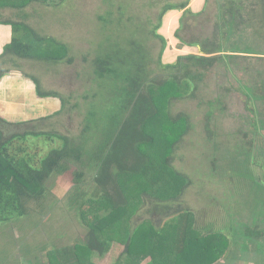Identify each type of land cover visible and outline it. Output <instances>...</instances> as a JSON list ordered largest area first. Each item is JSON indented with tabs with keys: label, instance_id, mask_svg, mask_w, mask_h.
<instances>
[{
	"label": "trees",
	"instance_id": "16d2710c",
	"mask_svg": "<svg viewBox=\"0 0 264 264\" xmlns=\"http://www.w3.org/2000/svg\"><path fill=\"white\" fill-rule=\"evenodd\" d=\"M62 1L66 0H60V3ZM153 1L151 5L159 2ZM242 3V0H225L219 10L220 7L225 9L217 14L221 15L220 18H225L228 13L232 16L243 7ZM109 4L118 10L119 15L115 18L98 15L100 34L104 31L111 33L109 31L118 19L122 24H135L136 17L133 20L132 16H125L124 4L114 1ZM186 4L187 1H166L157 16L159 23L167 13ZM107 12L111 14L112 9ZM246 13L260 20L256 10L251 13L246 10ZM229 22H226L224 37L217 39L215 36L216 39L201 43L200 52L212 54L226 48V51L254 53L250 48L241 50L238 45H224L222 39L230 42V35L237 32ZM0 23L11 27L10 41L0 53V81L6 75L17 76L31 83L36 97L53 98L59 102L58 108L34 116L28 107H18L19 112L17 106L14 107L19 101L14 99L18 96V88L16 94L12 90L17 78L1 90L7 100H0V226L26 220L33 228L36 222L32 209L36 208L38 215L44 214L48 208L47 182L65 178L71 163H79L85 169L76 170L72 180H67L78 191L69 195L70 205L63 211L65 217L60 224L69 228L72 225L70 219L74 218L84 227V232L81 237H70L73 239L71 244L68 241L61 248L54 247L47 264H98L97 259L113 243L121 244L123 249L108 264H135L139 257H148L147 264H217L221 259L233 258L230 257V246L236 237L263 234L258 225L254 232L252 226H247L250 216H247V223L240 220L247 224L240 234L238 227L236 231L228 228L225 231L223 227L216 226L214 230L207 225L201 231L196 226L192 210L182 208L177 202L193 181L173 164L177 144L191 124L186 113L173 114L171 107L178 100L194 94V75L190 71L220 61V54L209 57L204 54L180 55L175 63L165 64L168 75L154 78L153 70L147 68L150 59L141 50L137 39H130L126 47L114 42L107 50L100 48L89 60L90 81L95 85L91 90L94 92L89 96L85 94L83 119L78 133L73 134L54 126L52 129L51 125L47 130L38 126L62 112L78 109V103L66 108L68 98L44 88L38 76L3 68L8 63L17 67V58L71 63V48L53 36L42 35L24 20L0 19ZM152 33L155 34L154 28ZM155 35L161 38L164 48L167 45L165 37ZM104 41L113 42L109 35ZM190 45H198V42H190ZM157 62L162 63L161 52ZM245 92L254 102L264 103V82L245 89ZM9 104L12 106L11 119L5 116ZM256 110L260 117L255 120L259 123L255 127L258 132L264 130V111H260V106ZM44 126L48 127V124ZM205 129L208 131V126ZM246 154L250 155V152ZM233 165H236L235 159ZM86 179L89 183L85 184L89 185L83 190L77 185ZM141 183L144 185L142 200L147 208L144 218L138 221L132 217L136 208L127 193L136 194L137 185ZM229 208L226 210L229 217L230 214H244L236 206L230 205ZM70 210L74 213H68ZM216 218H213L215 222ZM225 220L223 215L222 225ZM243 243L245 245V240Z\"/></svg>",
	"mask_w": 264,
	"mask_h": 264
},
{
	"label": "rangeland",
	"instance_id": "374dc122",
	"mask_svg": "<svg viewBox=\"0 0 264 264\" xmlns=\"http://www.w3.org/2000/svg\"><path fill=\"white\" fill-rule=\"evenodd\" d=\"M109 1L124 4L125 16H132L133 20L136 17L135 24H122L118 19L112 31H109L111 33L104 31L100 34L98 15L111 18L119 15ZM166 1H187V4L167 13L159 23L157 16ZM224 1L159 0L151 5L153 0H66L62 3L60 0H0V19L24 20L42 35L53 36L66 43L71 48L69 54L73 58L71 63L65 60L51 63L17 58V67L8 63L3 68L38 76L44 88L68 98L66 108L78 103V109L75 107L62 112L38 126L47 130L51 125L52 129L56 127L62 132L77 134L86 108V104L83 105L84 96L91 95L94 92L91 89L95 87L90 81L89 60L100 48L107 50L114 42L126 47L130 39H137L141 50L150 59L147 68L153 70L154 78H159L168 75L165 64L175 63L180 55L204 54L200 52L201 43L216 39L215 36L217 39L224 37L226 22L230 20L237 32L230 35V42L223 38L224 45H238L241 50L250 48L254 53L226 51L225 48L218 53L204 54L207 57L220 54L221 60L193 68L190 73L194 75V94L178 100L171 107L173 114L186 113L191 124L177 144L173 164L193 181L177 202L182 208L192 210L196 226L201 231L207 225L211 226L209 229L223 227L225 231L226 228L236 231L238 227L240 234L247 225L241 221L247 223V216H250L251 221L247 226H252L254 232V227L258 225V230L264 234V138L255 129L259 124L255 120L260 119L256 109L260 106L263 112L264 103L254 102L245 92V89L264 82V0H242L243 7L238 8L234 15L228 13L225 18H220L221 15L217 13L225 9L220 7L219 10ZM107 9H112V13L108 14ZM246 10L250 13L256 10L260 20L247 14ZM153 28L155 34L165 37L167 45L164 48L161 38L152 33ZM106 35L111 36L113 42L104 41ZM190 42H198V45H190ZM160 52L161 64L157 62ZM185 61L186 58L183 59ZM47 124L48 127L44 126ZM247 151L250 155L246 154ZM234 159L236 165L231 166ZM260 163L262 167H259ZM76 170L85 169L79 163H71L65 178L47 182L50 194L48 208L44 214L38 215L36 208L32 209L36 222L33 228L26 220L0 226V264H47L54 247L61 248L68 241L71 244L72 237L82 236L84 227L74 218L70 219L72 225L69 228L60 226L65 217L63 211L70 205L69 195L78 191L74 184L67 181L72 180ZM86 175L89 178L88 171ZM85 183H89L87 179L77 186L87 190L89 184ZM143 187L142 183L138 184L136 194L127 193L132 206L136 208L132 217L138 221L144 218L147 208L142 200ZM230 205L236 206L244 214H230L229 217L226 210ZM223 215L226 220L222 225ZM215 217H218L217 222L213 219ZM256 237L243 238L250 249L249 252L245 246L241 249L240 261L261 259L260 264H264V249L257 253L251 248ZM122 249L121 244L113 243L96 263L108 264ZM147 262L148 257H139L135 264ZM228 262L239 264L233 258ZM217 264H227L226 259H221Z\"/></svg>",
	"mask_w": 264,
	"mask_h": 264
},
{
	"label": "crops",
	"instance_id": "0c3cea01",
	"mask_svg": "<svg viewBox=\"0 0 264 264\" xmlns=\"http://www.w3.org/2000/svg\"><path fill=\"white\" fill-rule=\"evenodd\" d=\"M11 38V27L8 24H2L0 23V52L2 51L4 45L6 43H8L10 41ZM17 78V76H10V75H6L4 76L1 81H0V100H7L4 97V90L6 88V86L8 85L9 82H11L12 80H15ZM18 88V96L14 97V99H19L18 102L14 103V107L17 106V112H19L20 109H18V107H21L22 109H26L28 107V109H30V112H33L31 115H38V114H42L45 112H50L56 108H58L59 106V102L56 99L53 98H46V99H40L38 97H36L33 87L31 85V83L21 80L19 78H17V84H14L12 86V90L14 91V93L16 94V90ZM16 96V95H15ZM34 106H37L36 108H34ZM7 114L5 115L8 119H11L12 116L10 115L11 112V108L12 106L9 104L7 106ZM31 115H28L29 117H32ZM258 133L261 134L262 138H264V130L263 129H259ZM243 238L242 237H237L235 239V242H233V245L230 246V257H233V259H235L236 262H239V264H252L256 261V259H253V261L251 259H248V261H240L238 258L241 257L242 255V251L241 249H243V247H246V251L249 252L250 247L248 245H244L243 243ZM236 247V248H235ZM251 248H253L254 250H256V252L258 253L259 251L261 252L262 249H264V234L262 235H257V237L255 238V240L253 241ZM249 256L250 254H244V256ZM230 259H226V263L227 264H232L229 263ZM239 260V261H238ZM234 262V260H233ZM262 262V260H258L255 262V264H260ZM236 264V263H234Z\"/></svg>",
	"mask_w": 264,
	"mask_h": 264
}]
</instances>
